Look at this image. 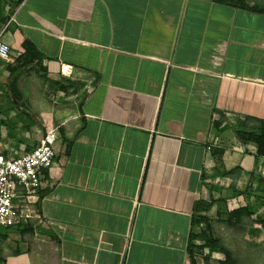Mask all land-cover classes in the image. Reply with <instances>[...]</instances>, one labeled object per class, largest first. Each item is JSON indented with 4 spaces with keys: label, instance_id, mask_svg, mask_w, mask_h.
I'll list each match as a JSON object with an SVG mask.
<instances>
[{
    "label": "crops",
    "instance_id": "0c3cea01",
    "mask_svg": "<svg viewBox=\"0 0 264 264\" xmlns=\"http://www.w3.org/2000/svg\"><path fill=\"white\" fill-rule=\"evenodd\" d=\"M0 40L1 153L56 128L40 219L0 226V264H220L189 258L192 221L233 209L264 245V155L240 137L264 119V0H0Z\"/></svg>",
    "mask_w": 264,
    "mask_h": 264
},
{
    "label": "built area",
    "instance_id": "2783aa9c",
    "mask_svg": "<svg viewBox=\"0 0 264 264\" xmlns=\"http://www.w3.org/2000/svg\"><path fill=\"white\" fill-rule=\"evenodd\" d=\"M0 58L9 60V46L0 40ZM70 66L61 65V73L69 74ZM56 128L47 127L37 146L17 158H7L0 151V226H20L31 219H40L38 172L55 164ZM22 188L19 191L18 188ZM20 200L17 204L15 201Z\"/></svg>",
    "mask_w": 264,
    "mask_h": 264
},
{
    "label": "trees",
    "instance_id": "16d2710c",
    "mask_svg": "<svg viewBox=\"0 0 264 264\" xmlns=\"http://www.w3.org/2000/svg\"><path fill=\"white\" fill-rule=\"evenodd\" d=\"M234 3V2H233ZM244 138L243 141H251L257 147V152L261 155H264V119L258 121V126L255 131L244 132L240 136ZM232 171L224 172L223 174H229ZM261 203L264 205V199L261 200ZM211 205H202L200 209L208 210ZM242 210H225L223 212H217V216L220 221L226 224L227 226L240 229L238 226V220L241 215ZM225 218H222V217ZM249 247H259V244L248 243ZM205 250H209L213 253L215 257L222 258L223 260L220 264H241L238 256H235L228 247L223 244L219 237L215 235L213 224L211 219L208 216H200L195 218L192 221V227L189 234V239L187 243V253L191 259L195 254H202ZM233 259L228 260V256H233Z\"/></svg>",
    "mask_w": 264,
    "mask_h": 264
},
{
    "label": "rangeland",
    "instance_id": "374dc122",
    "mask_svg": "<svg viewBox=\"0 0 264 264\" xmlns=\"http://www.w3.org/2000/svg\"><path fill=\"white\" fill-rule=\"evenodd\" d=\"M214 231L215 235H217L222 242L234 252L235 256H238L240 259L241 264H264V245H261L257 248L249 247L247 244L241 242L237 235L240 233L239 229L228 228L224 227L218 223H216ZM201 257V255H200ZM232 258L234 257L231 256ZM204 261H200L203 264H218L217 260L216 263L213 261H209L208 259L204 258Z\"/></svg>",
    "mask_w": 264,
    "mask_h": 264
}]
</instances>
